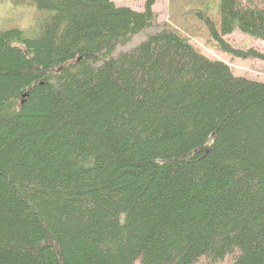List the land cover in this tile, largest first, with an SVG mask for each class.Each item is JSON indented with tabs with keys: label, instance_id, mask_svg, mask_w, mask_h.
I'll return each mask as SVG.
<instances>
[{
	"label": "trees",
	"instance_id": "trees-1",
	"mask_svg": "<svg viewBox=\"0 0 264 264\" xmlns=\"http://www.w3.org/2000/svg\"><path fill=\"white\" fill-rule=\"evenodd\" d=\"M155 1L22 0L38 35L0 30V264H264V82L166 24L113 57ZM190 1L264 61L225 40L264 43V0Z\"/></svg>",
	"mask_w": 264,
	"mask_h": 264
},
{
	"label": "rangeland",
	"instance_id": "rangeland-1",
	"mask_svg": "<svg viewBox=\"0 0 264 264\" xmlns=\"http://www.w3.org/2000/svg\"><path fill=\"white\" fill-rule=\"evenodd\" d=\"M119 6H126L137 11L143 10L145 0H113ZM217 3V2H216ZM216 3L212 4L213 6ZM198 4L190 0H156L153 11L156 14L154 26L135 35L126 45H119L112 53L116 57L120 53L130 52L134 47L144 42L148 34L159 30L160 27L170 25L187 35L191 44L204 56L212 60H219L231 67L234 75L264 82V61L257 59H242L230 56L217 47L207 45L203 38L205 25L197 15L200 10ZM49 16L46 12L37 11L34 7L22 3V0H0V30L18 28L25 37L35 38L43 22ZM225 40L235 48L264 51V43L245 34L235 31L225 37Z\"/></svg>",
	"mask_w": 264,
	"mask_h": 264
}]
</instances>
